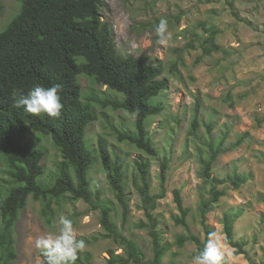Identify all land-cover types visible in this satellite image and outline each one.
Instances as JSON below:
<instances>
[{
	"label": "rangeland",
	"instance_id": "rangeland-1",
	"mask_svg": "<svg viewBox=\"0 0 264 264\" xmlns=\"http://www.w3.org/2000/svg\"><path fill=\"white\" fill-rule=\"evenodd\" d=\"M102 20L109 22L115 33L118 52L123 56L148 57L159 60L164 67L163 78L168 89L155 103L163 111L149 119L148 131L158 150L151 160L152 194L161 193V164L167 160V180L163 197L151 213L158 219V231L164 243L171 245L163 264H190L198 247L187 242L178 247L179 236H197L202 242L206 234L200 225L197 208L202 199L201 164L197 143L190 136L196 105L200 104L199 134L208 135L205 123L211 122L215 140L224 138L226 145L247 134L237 149L224 153L215 163L212 176L225 178L229 174L247 175L240 188L231 185L226 195L207 216V224L221 237L224 260L227 264H264V0H104ZM20 3L3 0L0 6V32L20 11ZM161 18L169 25L170 39L165 45L157 43L154 26ZM210 30H215V44L219 50L207 52ZM84 100L123 96L96 84L90 78H79ZM98 120L86 132L89 146L96 150L98 141L105 140L109 152L119 153L127 162L126 185L131 215L122 227L120 216L116 222L125 237L133 239L145 254L144 264H152V238L147 229L137 225L148 223L141 208L138 192V172L135 167L140 153L120 143L118 131L134 129L135 118L126 111H114L92 103ZM38 145L46 151L41 164L45 168L42 182L51 186L59 175L62 155L50 137L37 135ZM5 158L0 157V190L7 194L15 181ZM93 189H99L103 200L119 210L114 194L96 162L90 172ZM180 190L184 206L189 209L188 226L177 225L174 217L180 213L174 201V191ZM208 197V195H207ZM43 204L29 198L14 229L18 259L14 264H43L36 248L38 237L58 234L59 217L73 222L76 239H87L83 252H90L93 264H107L111 253L123 254L124 248L106 233L99 211L83 200L69 197L54 202L48 218ZM240 208L242 216L235 223V239L245 241L243 254L228 245L222 219L229 209ZM81 253V252H80Z\"/></svg>",
	"mask_w": 264,
	"mask_h": 264
},
{
	"label": "trees",
	"instance_id": "trees-1",
	"mask_svg": "<svg viewBox=\"0 0 264 264\" xmlns=\"http://www.w3.org/2000/svg\"><path fill=\"white\" fill-rule=\"evenodd\" d=\"M14 1L20 3V11L0 32V157L6 159L16 183L7 194L0 190V264H14L18 259L13 234L30 197L44 205L42 212L46 218L50 216L54 202L67 197L74 202L83 200L92 210L99 211L106 232L103 236L124 248L123 254L112 252L107 264H144V252L133 239L124 236L116 222L120 216L124 227L131 215L125 181L127 162L117 152L112 155L105 140L100 139L98 148L93 150L86 139L89 125L98 120L92 103L114 111H126L135 118L134 129L123 127L117 138L140 153L134 164L138 172L141 208L148 223L141 222L137 226L147 229L152 238V264H163L171 245L164 243L158 231V219L151 211L163 197L169 167L167 160L161 164V193L152 194L151 160L158 156V150L148 131L149 119L163 111L162 105L156 104L155 100L168 89L162 62L148 57L123 56L118 52L113 28L102 20L104 0ZM209 32L207 52L211 53L219 47L215 44V30ZM82 76L106 86L123 99L84 100L79 81ZM36 84L62 85L60 117L50 118L43 113L34 115L14 106L15 97L27 95ZM199 112L198 102L190 136L197 143L201 164L202 199L197 215L206 239L202 242L197 236L190 235L179 236L176 241L180 248L187 242L195 243L196 254L203 250L208 234L214 231L207 224V216L226 195L227 189L220 186L229 184L238 189L248 178L236 172L223 179L212 176L218 159L242 145L247 134L226 145L224 138L215 140L209 122L205 123L208 135H201ZM38 134L50 137L62 155L59 175L51 186L41 180L45 174L41 162L46 151L38 145ZM96 154L119 210L110 201L103 200L99 189H93L90 172ZM174 201L180 213L174 221L186 228L190 211L184 206L180 190L174 191ZM242 214L240 208L229 209L222 219L226 241L238 255L243 254L247 246L245 241H237L234 233L235 223ZM83 240L88 243L87 239ZM75 264H93L91 253H78ZM224 264H227L226 260Z\"/></svg>",
	"mask_w": 264,
	"mask_h": 264
},
{
	"label": "clouds",
	"instance_id": "clouds-1",
	"mask_svg": "<svg viewBox=\"0 0 264 264\" xmlns=\"http://www.w3.org/2000/svg\"><path fill=\"white\" fill-rule=\"evenodd\" d=\"M169 25L166 18H161L154 26L157 43L165 45L170 39ZM62 85H34L27 95L19 94L14 99V106L23 108L25 112L34 115L46 114L50 118L61 115ZM58 234L52 233L40 236L35 241L36 248L41 252L43 264H75L78 253L83 252L87 245L83 239H76L73 222L63 215L58 221ZM220 235L213 231L208 234L207 242L202 251L192 256L190 264H224Z\"/></svg>",
	"mask_w": 264,
	"mask_h": 264
}]
</instances>
